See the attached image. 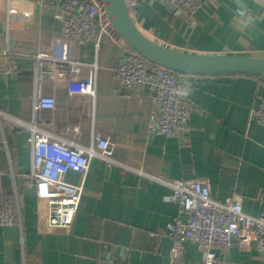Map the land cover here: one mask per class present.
Returning a JSON list of instances; mask_svg holds the SVG:
<instances>
[{
	"label": "crops",
	"instance_id": "obj_1",
	"mask_svg": "<svg viewBox=\"0 0 264 264\" xmlns=\"http://www.w3.org/2000/svg\"><path fill=\"white\" fill-rule=\"evenodd\" d=\"M192 12L156 0L130 10L137 27L169 49L197 55H245L264 59V3L256 0H194ZM0 42L19 53L11 71H0V110L25 121L33 117L32 55L77 61L78 76L57 73L43 81V93L57 109L43 111L51 132L84 145L99 134L108 138L114 157L127 166H107L91 159L84 175L76 216L67 230H48L44 205L26 195L32 155L28 132L3 127L0 145V192L17 195L21 226L0 227V264H168L171 242L167 225L177 213L166 200L169 187L157 179L206 181L212 196L225 201L242 196L245 213H264V127L251 112L264 97V79L248 75H191L187 101L193 106L186 134L152 136V101L148 89H122L112 68L127 51L105 36L79 44L61 35L59 22L34 0H0ZM127 46V47H126ZM0 59V65L7 66ZM14 71V72H13ZM72 82H90V93L71 92ZM8 177L5 184L2 177ZM221 264H264L249 236L216 251ZM204 254L187 242L183 260L199 262Z\"/></svg>",
	"mask_w": 264,
	"mask_h": 264
},
{
	"label": "built area",
	"instance_id": "obj_2",
	"mask_svg": "<svg viewBox=\"0 0 264 264\" xmlns=\"http://www.w3.org/2000/svg\"><path fill=\"white\" fill-rule=\"evenodd\" d=\"M45 7L59 22L61 35L79 44L94 43L98 49L106 36L116 44L121 40L114 32L105 11L104 0H34ZM127 9L145 0H125ZM179 10L192 12L194 0H156ZM264 3V0H256ZM127 47V46H126ZM19 53L3 48L0 42V71L7 73L8 66H15ZM34 59L33 117L25 121L0 110V145L4 142L3 127L20 128L28 132L32 162L29 179L35 187L36 198L45 207L42 223L48 230H67L74 221L83 182L73 184L66 178L69 172L84 175L91 159H99L107 166L126 165L113 154L112 143L99 134L90 145H84L51 132L50 121L42 117L43 111L57 109L53 96L43 93V81L47 76L65 73L78 76L82 65L77 61L47 55H32ZM14 72V71H13ZM112 75L122 89L138 91L148 89L152 101L149 134L168 138L183 137L193 106L187 101L190 85L184 73L149 62L130 47L112 68ZM71 92L78 90L89 94L90 82L79 84L66 77ZM251 116L264 127V97L253 107ZM170 188L166 200L177 206V213L167 225V237L171 242L168 264H221L217 250L228 249L233 241L245 242L250 236L255 249L264 261V213L253 216L243 211L242 196L234 194L225 201L215 199L206 181L199 179H157ZM21 226V214L17 195L11 197L0 192V227ZM187 242L196 244L204 254L201 261L187 263L183 260V249Z\"/></svg>",
	"mask_w": 264,
	"mask_h": 264
},
{
	"label": "water",
	"instance_id": "obj_3",
	"mask_svg": "<svg viewBox=\"0 0 264 264\" xmlns=\"http://www.w3.org/2000/svg\"><path fill=\"white\" fill-rule=\"evenodd\" d=\"M107 18L115 34L149 62L191 75H252L264 79V59L245 55H197L175 51L151 39L134 23L125 0H104ZM5 184L7 176L2 177ZM26 195L36 197L35 187Z\"/></svg>",
	"mask_w": 264,
	"mask_h": 264
},
{
	"label": "trees",
	"instance_id": "obj_4",
	"mask_svg": "<svg viewBox=\"0 0 264 264\" xmlns=\"http://www.w3.org/2000/svg\"><path fill=\"white\" fill-rule=\"evenodd\" d=\"M248 76H252V75H248ZM252 77H255V78H259V79H261L260 77H257V76H252Z\"/></svg>",
	"mask_w": 264,
	"mask_h": 264
}]
</instances>
